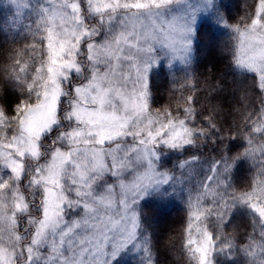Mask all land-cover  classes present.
Wrapping results in <instances>:
<instances>
[{
  "label": "snow or ice",
  "instance_id": "snow-or-ice-1",
  "mask_svg": "<svg viewBox=\"0 0 264 264\" xmlns=\"http://www.w3.org/2000/svg\"><path fill=\"white\" fill-rule=\"evenodd\" d=\"M32 11L0 63L22 97L0 106V264H155L141 204L166 185L187 191L188 264H264V0H244L238 22L216 0H37ZM205 13L230 33L227 125L220 104L207 119L197 110L202 83L207 97L229 91L193 69ZM164 66L175 111L153 109ZM173 153L187 155L161 171ZM238 218L242 240L227 235Z\"/></svg>",
  "mask_w": 264,
  "mask_h": 264
},
{
  "label": "clouds",
  "instance_id": "clouds-1",
  "mask_svg": "<svg viewBox=\"0 0 264 264\" xmlns=\"http://www.w3.org/2000/svg\"><path fill=\"white\" fill-rule=\"evenodd\" d=\"M255 3V0H250L249 5ZM216 5L220 11L226 16L233 19V22H238L237 17L241 13L242 4L240 0H216ZM211 20H213L211 16ZM214 23V22H213ZM197 27V26H196ZM214 31L216 34L215 42L208 52L202 51L201 38L198 37L197 33L194 39L195 47V60L196 67L194 70L199 72L202 76V81L213 82L220 81L223 77L222 87H226L229 91L223 94H218L212 97H207V90L204 88V84H201V104L197 106V110L203 112V119H207L208 111H210V105L220 104L223 111L216 117L217 122L221 125H227L232 120L231 110L235 105V101L230 92V88L233 85L234 77L231 74L229 57L222 54L221 49L230 45V33L224 28L217 26L214 23ZM19 48L20 45H16ZM10 45L0 46V63L6 62L5 53L8 52ZM210 55L211 59L205 63L204 59ZM154 100L156 103L153 104V109L162 110L164 107H171L175 111L178 107H182L181 104L173 102L169 104V92L168 87L154 91ZM196 95V93H192ZM19 92L13 91L12 86L8 83L7 76L3 72H0V106H3L6 110L14 108L16 102L21 99ZM179 99V96H177ZM261 102L260 98L256 99V103ZM207 109L208 111H205ZM212 145H208L201 151L205 156L214 155L211 152ZM185 154L173 153L166 157L165 161L162 162L161 171L165 169H174L177 159L183 158ZM170 161V163L168 162ZM246 171V169L244 170ZM243 174V173H242ZM172 192L171 185L161 186L159 193H153L150 197L155 198L157 203H175L178 206V213L174 221L171 222L170 226L163 232L154 234L155 230L152 227L151 221L148 219V213L144 212L145 227L148 231L152 232L155 236L154 250L156 253L155 264H188L186 257L183 252V240H184V228H185V204L184 200L187 197V191L185 187L178 186L174 194L168 195ZM250 231L249 222L244 218H238L235 229H227V235L235 236L238 240H242L244 236ZM171 233V234H170ZM23 264V261H21ZM223 264V262H222Z\"/></svg>",
  "mask_w": 264,
  "mask_h": 264
},
{
  "label": "trees",
  "instance_id": "trees-1",
  "mask_svg": "<svg viewBox=\"0 0 264 264\" xmlns=\"http://www.w3.org/2000/svg\"><path fill=\"white\" fill-rule=\"evenodd\" d=\"M240 3L243 4L244 0H240ZM250 3V0H248ZM213 23V21H212ZM198 37L201 38V48L202 51L208 52L211 49L213 43L216 39V34L214 31V26L212 25H202L197 30ZM211 59L210 55L206 56L204 62L207 63ZM195 64L193 63V69L196 67V60ZM1 62V61H0ZM167 70V69H162ZM158 71V69H157ZM200 76L201 74L197 72ZM176 74V73H175ZM177 76V74H176ZM183 74L181 75V77ZM153 90L159 91L160 89L168 87V79L169 73L168 72H155L153 74ZM202 79V76H201ZM170 163V161H168ZM142 210L148 213V219L152 223V227L155 230L154 234L163 232L169 226L172 227L171 222L175 220L176 215L178 213V206L175 203H157L155 198L148 197L145 201L141 204ZM171 234V233H170ZM120 264H134V261L131 256L125 257Z\"/></svg>",
  "mask_w": 264,
  "mask_h": 264
},
{
  "label": "rangeland",
  "instance_id": "rangeland-1",
  "mask_svg": "<svg viewBox=\"0 0 264 264\" xmlns=\"http://www.w3.org/2000/svg\"><path fill=\"white\" fill-rule=\"evenodd\" d=\"M25 3H27L28 7L21 6L19 9L20 15H17V9L16 6H3L0 5V46L2 45H10L9 38L13 35H17L19 33H24L27 31L28 27L33 25V21L35 19L34 13L32 11V5H34L37 0H24ZM193 3H199L201 0H192ZM213 20H211L210 14H201L198 16L197 19V30L202 25H212L214 26V23H212ZM17 45H20L19 43ZM2 62V61H1ZM195 64V61H194ZM184 66L177 63L175 65V73L177 74V77H181L183 74L182 68ZM167 69V70H162ZM157 73H163L168 72L169 70L166 66H164L161 69L156 70ZM154 72V73H155ZM147 199V198H146Z\"/></svg>",
  "mask_w": 264,
  "mask_h": 264
}]
</instances>
